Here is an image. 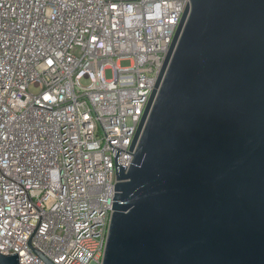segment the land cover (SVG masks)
Listing matches in <instances>:
<instances>
[{"label":"built area","instance_id":"2783aa9c","mask_svg":"<svg viewBox=\"0 0 264 264\" xmlns=\"http://www.w3.org/2000/svg\"><path fill=\"white\" fill-rule=\"evenodd\" d=\"M188 3L0 0L1 253L18 264H100L113 153L129 165Z\"/></svg>","mask_w":264,"mask_h":264},{"label":"water","instance_id":"95a60500","mask_svg":"<svg viewBox=\"0 0 264 264\" xmlns=\"http://www.w3.org/2000/svg\"><path fill=\"white\" fill-rule=\"evenodd\" d=\"M129 150L100 264H264V0H189Z\"/></svg>","mask_w":264,"mask_h":264},{"label":"rangeland","instance_id":"374dc122","mask_svg":"<svg viewBox=\"0 0 264 264\" xmlns=\"http://www.w3.org/2000/svg\"><path fill=\"white\" fill-rule=\"evenodd\" d=\"M127 63H128L127 60H120L119 61L120 65H126ZM110 74H111V69H105L104 70V77L105 78H108L110 76ZM81 81L85 82L86 80L82 79Z\"/></svg>","mask_w":264,"mask_h":264}]
</instances>
